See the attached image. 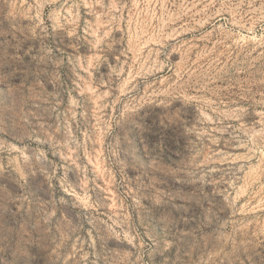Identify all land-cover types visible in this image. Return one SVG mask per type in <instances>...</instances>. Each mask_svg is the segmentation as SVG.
<instances>
[{
    "label": "rangeland",
    "instance_id": "obj_1",
    "mask_svg": "<svg viewBox=\"0 0 264 264\" xmlns=\"http://www.w3.org/2000/svg\"><path fill=\"white\" fill-rule=\"evenodd\" d=\"M261 7L0 0V264H264Z\"/></svg>",
    "mask_w": 264,
    "mask_h": 264
},
{
    "label": "bare ground",
    "instance_id": "obj_2",
    "mask_svg": "<svg viewBox=\"0 0 264 264\" xmlns=\"http://www.w3.org/2000/svg\"><path fill=\"white\" fill-rule=\"evenodd\" d=\"M259 13H260V16H261L262 18H264V8L261 7V8L259 9ZM256 133H257V132H256ZM260 136H261V135H260ZM255 138H256V137H255ZM255 138H254V139H255ZM258 139H259V138H258ZM252 141H253V140H252ZM260 143H261V142H260ZM260 143H259V144H260ZM261 144H262V143H261ZM262 145H263V144H262ZM256 146H257V142H256ZM258 146H259V145H258ZM247 158H248V157H247Z\"/></svg>",
    "mask_w": 264,
    "mask_h": 264
}]
</instances>
